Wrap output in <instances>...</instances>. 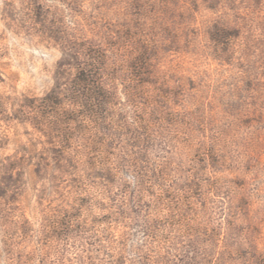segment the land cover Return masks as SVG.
Instances as JSON below:
<instances>
[{
  "label": "rangeland",
  "instance_id": "1",
  "mask_svg": "<svg viewBox=\"0 0 264 264\" xmlns=\"http://www.w3.org/2000/svg\"><path fill=\"white\" fill-rule=\"evenodd\" d=\"M0 264H264V0H0Z\"/></svg>",
  "mask_w": 264,
  "mask_h": 264
}]
</instances>
